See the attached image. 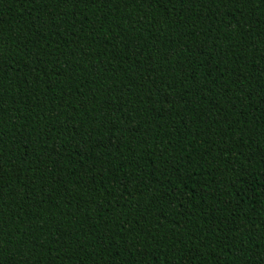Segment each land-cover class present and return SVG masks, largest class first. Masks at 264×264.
Returning a JSON list of instances; mask_svg holds the SVG:
<instances>
[{
    "label": "trees",
    "instance_id": "trees-1",
    "mask_svg": "<svg viewBox=\"0 0 264 264\" xmlns=\"http://www.w3.org/2000/svg\"><path fill=\"white\" fill-rule=\"evenodd\" d=\"M0 264H264V0H0Z\"/></svg>",
    "mask_w": 264,
    "mask_h": 264
}]
</instances>
